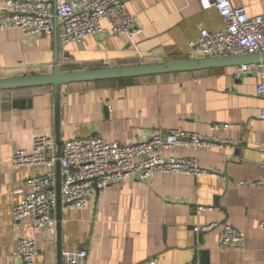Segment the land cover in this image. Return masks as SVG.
I'll return each instance as SVG.
<instances>
[{
  "label": "crops",
  "instance_id": "crops-1",
  "mask_svg": "<svg viewBox=\"0 0 264 264\" xmlns=\"http://www.w3.org/2000/svg\"><path fill=\"white\" fill-rule=\"evenodd\" d=\"M5 1L0 0V10ZM231 2L248 16L264 15V0ZM126 7L138 27L131 38L105 29L63 44L58 20L56 31L45 35L0 29V78L51 72L55 48L62 71L193 58L187 42L204 28L224 26L216 10L201 8L198 0H128ZM232 73L233 67H221L64 84L58 132L51 85L0 90V264H25L14 254L24 236L36 239L34 264L58 262L56 209L55 232H33L27 219L16 222L11 215L28 189L27 179L46 172L56 178L57 165L13 166L15 149L31 151L38 135L53 138L58 147L79 136L131 144L171 129L208 132L216 122L229 124L220 132L230 140L224 149L164 152L195 157L213 174L156 171L151 179H125L93 193L83 209L62 203L61 248L86 249L85 264H142L151 257L156 264L201 263L203 250L208 264H264V228L257 225L264 218L257 184L264 176V98L256 94V74L235 78ZM25 99L30 106L13 105ZM19 187L24 191L15 192ZM198 205L209 208L196 213ZM213 223L217 226L199 237L193 230ZM223 224L243 232V243L221 245L217 236Z\"/></svg>",
  "mask_w": 264,
  "mask_h": 264
},
{
  "label": "built area",
  "instance_id": "built-area-1",
  "mask_svg": "<svg viewBox=\"0 0 264 264\" xmlns=\"http://www.w3.org/2000/svg\"><path fill=\"white\" fill-rule=\"evenodd\" d=\"M128 0H6L0 10V29L19 28L24 35H45L55 30V20L61 27L58 38L63 44L80 41L99 31L133 37L138 32L135 16L126 7ZM201 8H214L224 21L218 29H202L187 42L196 57L229 56L264 52V15L248 16L243 7L231 0H198ZM256 74V94L264 98V63L233 67V76L240 78ZM264 120V108L260 111ZM227 123H212L208 132L171 129L153 133L148 138L131 144L108 142L98 137L79 136L67 139L58 147L47 135L32 140V149H15L10 162L13 166L45 165L60 168L61 202L74 209L87 206L93 193H104L109 185L125 179L147 180L156 171L192 176L213 174L201 167L195 157L166 156L174 147L190 149H224L230 140L220 132ZM260 166L264 169V144ZM256 184V182H250ZM243 184V183H242ZM264 195V176L257 182ZM23 199L12 207L14 221L27 219L33 232L43 228L55 232L54 210L57 204L56 178L51 172L34 174L26 181ZM19 187L15 192H23ZM209 207L198 205L200 213ZM264 228V218L258 222ZM216 223L194 227L196 233L209 231ZM218 242L233 247L242 244L244 234L229 224L218 232ZM25 264H34L38 248L34 236H24L14 251ZM87 251L76 244H64L61 260L64 264H85ZM151 257L142 264H156ZM187 264H200L193 260Z\"/></svg>",
  "mask_w": 264,
  "mask_h": 264
},
{
  "label": "water",
  "instance_id": "water-1",
  "mask_svg": "<svg viewBox=\"0 0 264 264\" xmlns=\"http://www.w3.org/2000/svg\"><path fill=\"white\" fill-rule=\"evenodd\" d=\"M57 20H55V31ZM264 63V52L229 55V56H214V57H193L183 58L165 62H150L137 63L129 65L117 66H101L86 69L62 71L59 68L57 50L55 48L54 58L52 63V71L44 74L20 75L0 78V90L14 89L41 85H51L53 88L54 108H55V126L56 131L59 130V108H60V92L61 86L67 83L82 82V81H97L106 79H121L133 78L147 75H157L171 72L195 71L221 67H234L244 64H259ZM14 106L24 105L30 106L31 100H15ZM57 165L56 174V226H57V247H58V262L61 260V238H60V209L62 206L60 197V174L59 164ZM199 237L201 233H196ZM202 260L200 264H208L207 251L201 252Z\"/></svg>",
  "mask_w": 264,
  "mask_h": 264
}]
</instances>
